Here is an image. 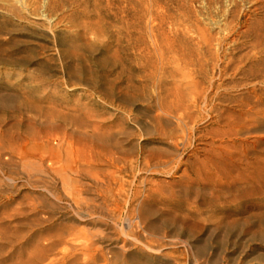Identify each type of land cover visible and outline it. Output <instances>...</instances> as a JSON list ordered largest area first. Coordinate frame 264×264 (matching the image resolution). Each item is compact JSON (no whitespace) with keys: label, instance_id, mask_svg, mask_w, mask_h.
Returning <instances> with one entry per match:
<instances>
[{"label":"rangeland","instance_id":"1","mask_svg":"<svg viewBox=\"0 0 264 264\" xmlns=\"http://www.w3.org/2000/svg\"><path fill=\"white\" fill-rule=\"evenodd\" d=\"M112 1L118 7L117 20L106 17L102 33L90 30L86 39L91 49L79 52L86 54V64L98 75L113 79L123 68L121 85L130 77L133 83L148 86L145 95L126 104L118 99L117 89L112 97L103 94L111 87L108 83L98 88L71 83L74 78L61 55L60 38L80 46L83 40L77 33L86 22H96L106 0H0V15L6 18L7 8L20 5L19 17L10 20L19 29L2 39L15 38L17 52L29 48L35 55L28 66L0 67L8 69V77L17 72L21 78L36 70L35 63L47 61L49 82L64 81L62 93L69 98V107L81 105L78 113L89 122L83 126L57 122L34 137L24 134L25 119L31 114L5 117L3 129L14 120L22 125L12 134L0 132V264H264V104L260 112L246 111L239 117L235 103L214 99L211 102L220 110L215 112L216 123L210 109L196 108L189 121L196 130L188 146L180 149L162 141L152 122L159 102L176 99L173 92L166 96L167 89L176 85L185 98L196 85L211 84L220 85V93L228 99L244 101L253 86L264 96V76L251 79L233 69L239 64L238 55H245L239 64L245 68L250 60L264 57V42L249 31L256 26L258 33L263 32L259 23L264 0H155L153 6L150 0ZM164 6L193 24L189 32L193 39L184 51L190 66L183 67L178 55L167 49L170 24L158 17ZM200 29L215 34L221 46L213 42L199 51L194 42H203ZM102 43H109L111 52L103 53ZM113 51L121 53V63L113 62ZM101 58L103 65L98 67L95 62ZM216 59L230 62L225 69L212 68ZM160 118L167 122L166 129L176 130L172 117ZM104 130L113 132L119 145L106 155L125 159L126 168L121 163L100 164L103 152L89 139ZM156 148L170 152L169 170L164 173L144 165L143 158ZM56 153L67 158L62 163L66 169L78 166L82 172L75 175L68 170L70 178L65 181L52 175L42 180L22 166L25 160L41 157L48 164ZM102 168H107L106 177ZM250 171L256 178L247 179ZM78 193L87 205L75 207ZM138 213L147 234L126 225L127 217ZM102 217L108 225L100 222ZM92 236L95 244L88 257L80 243ZM48 239L56 242L52 256L37 250V243ZM123 241L125 249L120 247Z\"/></svg>","mask_w":264,"mask_h":264},{"label":"bare ground","instance_id":"2","mask_svg":"<svg viewBox=\"0 0 264 264\" xmlns=\"http://www.w3.org/2000/svg\"><path fill=\"white\" fill-rule=\"evenodd\" d=\"M155 0H150L151 6H153ZM20 6V5H19ZM19 6L7 8V15L9 16L6 18L5 15H0V65H12L14 67L18 66H28L29 64L34 63V52L32 49L23 50L22 54L17 52L19 47V41L15 38H11L10 40L2 39V35L9 34L17 31L19 28L13 24H11V18L14 16L19 17ZM102 7V8H101ZM104 10V14H102L101 10ZM118 7H115L112 0H106V5L104 6L101 3L99 8L100 13L96 16V22H86L81 30L77 33V37L80 40H83L82 44H75V43H67L62 38L59 40V44L62 46L61 55L66 60V70L68 74L74 78L71 83H85L91 85L95 88L102 87L104 83H108L111 87L104 88L103 94L108 97H112L115 94V89H117L118 99L126 104L131 103L139 99V97L145 95L146 91H148V86L146 84H135L129 79H127L126 84L123 86L121 85L123 81V73L124 69L121 68V71L114 74L113 79H107L105 76L98 75L95 69H92L86 64V54L80 53L81 52H89L91 41H87V34L91 32L90 30H95L98 33H102L106 30L105 24H108L105 21V18L113 19L118 17V11L115 10ZM152 15V14H151ZM150 15V17H151ZM158 17L161 21H168L170 24L169 31L167 34L168 40L167 41V49L173 53L178 55L176 60L181 61L184 63L183 67L189 64L192 65L190 61L184 60V51L188 49L186 46L190 39H193L192 36L189 34L193 24L189 22H184L182 16L178 14H172L169 12V9L164 6L162 9V13L158 14ZM150 29H153V25H150ZM259 29L263 32L258 33V29L256 26L249 27V31H251V35L255 40L258 42H264V17L261 18V22L259 23ZM198 33H201L202 41L196 39L194 42L197 49H205L207 45L212 44L213 42H217L219 45L221 43V39L217 38L205 29H200ZM233 32V35L240 36V33ZM246 33V32H245ZM114 37V34H113ZM119 41V38H117ZM235 42V40H233ZM173 46V48H171ZM221 46V45H220ZM101 47L105 48L103 53L110 51L109 43H102ZM183 51V52H182ZM111 52V51H110ZM182 52V53H181ZM187 54V52H186ZM189 54V52H188ZM245 55H238V62L239 64L244 59ZM112 60L115 64L121 63L123 58L121 57V53L118 51H113ZM247 59H250L247 57ZM102 58L99 62H95L96 66L102 67ZM230 60L225 62L224 64L216 59L215 61L211 62L212 68L215 66L224 67L225 69ZM179 63V66L181 64ZM37 68L33 72H28L24 74L21 78H17V72L11 73L10 77L7 76L8 69L6 67H0V132L1 133H9L11 134L17 130L19 126L22 125V122L19 123L14 120L10 127L4 128L5 124V117L8 115H15V113H22L31 114L30 118L25 119L26 123L24 124L25 130L24 134L26 136H34L36 137L39 134L46 133L50 128L54 127L55 123H60L63 126L66 125H77L83 126L87 125L89 122L87 119H83L81 114L78 112L81 110V105H77L76 108L72 109L69 107V102L65 94L62 93L63 89L62 86L64 81L58 80L53 81L52 83L49 82L50 75L49 71H51V66L47 61H40L35 63ZM235 65L233 69L239 71L240 74L243 76L250 77L251 79H259L264 76V57L257 58L256 60H250V66L245 68L242 65ZM38 81V82H36ZM199 85L195 86L194 91L187 96L186 98L183 96L182 91L176 85L173 90L167 89L166 96H171L173 92L174 96L173 103L170 104L168 102H164L163 100L159 102V111L155 114L152 118V122L155 123V127L157 132V136L162 141H169L174 149L185 148L188 146L192 134L196 130L195 125L189 126V121H192L194 118V110L196 108L205 110H211L213 113L218 112L220 110L216 108V106L211 102L214 99L219 100H228L230 102L235 103V106L238 107V111L240 113L239 117L242 113L252 110L256 113L260 112V106L264 104V96H262V92L259 89H256L254 86L252 87L251 91H248L246 94L244 101L237 98H226L222 96L220 93L221 86L216 85L213 86L208 85L207 87H198ZM19 87V90H18ZM22 88V90H20ZM49 88V89H48ZM46 90V91H45ZM156 90H158L156 88ZM155 90V91H156ZM159 91H163L162 88H159ZM212 92V93H211ZM142 94V95H140ZM67 98V99H66ZM243 99V97H242ZM64 104V105H63ZM218 110V111H217ZM159 112V113H158ZM161 115H167L172 117L176 124V130L173 129H166L165 125L167 124L166 121L161 120ZM214 123L219 122L216 118V113L213 115ZM227 125V121L224 122ZM90 143L96 145L100 148L103 152V155L99 157V162L103 166H118L120 163V167L122 169L126 168V160L122 159L119 156L115 155H106L107 152H111L113 149L118 148V141L115 139L113 132L111 131H101L98 133H93L91 136ZM169 151L156 148L151 151L149 156L143 158L144 165L148 167H152L155 172H166L169 169L166 168V165L169 162L167 158L169 155ZM63 162H68L67 158H64L60 153H56L48 160V164H45L44 157L38 160H25V163L22 166H25L27 169H32L35 175L38 178H46L52 175L53 178H58L59 180L65 181L66 179L70 178L68 173L71 172L72 174H80L82 169L78 166H72L68 169L67 164H62ZM61 163L59 166L55 167L54 164ZM69 167V165H68ZM102 174L104 177L107 175V168H102ZM247 179L256 178V174L254 171H250L245 174ZM8 180L11 178L7 177ZM104 183L105 180H101ZM80 193L74 196V205L75 207H79L81 205H87V200L85 201L82 198ZM111 219H114L113 215H109ZM107 218H103L100 222L108 225ZM127 227H133L135 229H139V232H143L147 234L146 231V224L141 216V214L133 215L127 217ZM150 236L152 234L148 233ZM143 235V234H142ZM148 236V235H147ZM94 236L85 239V241L81 242L80 249L82 250V254H89L90 245H94L95 241L91 240ZM126 241L120 245L122 249H125ZM56 242L54 240H47L46 243H37V250L49 253V255H54L52 251L54 250ZM99 250V249H98ZM101 251V259H105V253H103L102 247L100 248ZM48 255L50 261L53 259ZM88 257H91L89 254ZM97 260V259H96Z\"/></svg>","mask_w":264,"mask_h":264}]
</instances>
